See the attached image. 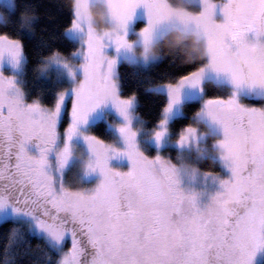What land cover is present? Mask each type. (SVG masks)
I'll list each match as a JSON object with an SVG mask.
<instances>
[{"label": "snow or ice", "instance_id": "1", "mask_svg": "<svg viewBox=\"0 0 264 264\" xmlns=\"http://www.w3.org/2000/svg\"><path fill=\"white\" fill-rule=\"evenodd\" d=\"M158 2L167 6V0H135L129 19L142 5L151 25L157 18ZM201 4L198 12L181 11L219 34L210 57L213 63L248 41L255 46L264 40V0H251L250 12L239 18L232 17L228 5L219 0H201ZM218 11L224 17L222 22L214 19ZM71 28L86 30L87 35L80 65L83 78L70 97L68 90H63L52 106L38 99L28 102L15 77L0 71V209L11 207L15 213L25 214L57 243L70 237V246L62 250L57 264H252L257 250L264 248V152H241L228 164L231 174L227 178L206 173L218 180L219 186L212 199L202 203L203 193L182 187L178 169L170 160L160 154L149 157L138 147L129 113L132 98L118 94L112 78L116 57L104 52L108 43L117 50L126 46L127 32L100 34L79 13ZM5 56L14 66L20 63L23 46L19 39L0 35V61ZM203 71L199 65L167 83L165 112L179 99L185 85L201 84ZM104 96L111 98L125 118L119 125L124 148L80 130ZM66 100L71 102L70 114L63 128V143L58 145ZM205 106L222 123L225 144L234 132H244L256 111L242 104L236 92L209 97ZM159 125L154 131L157 142L168 130L166 119ZM78 134L90 150L87 170L101 174L90 191L70 190L63 179L72 138ZM184 139L182 131L180 142ZM33 141L38 148L35 153L28 148ZM53 152L57 175L49 159ZM119 153L131 161L126 171L109 165L110 156ZM227 191L235 192L237 200L222 211L218 201ZM117 201L129 209L123 222H114L112 217Z\"/></svg>", "mask_w": 264, "mask_h": 264}, {"label": "clouds", "instance_id": "2", "mask_svg": "<svg viewBox=\"0 0 264 264\" xmlns=\"http://www.w3.org/2000/svg\"><path fill=\"white\" fill-rule=\"evenodd\" d=\"M192 2L193 0H167V6L158 2L155 21L149 25L147 18V23L136 30L134 38L129 39V25L133 18L129 19V15L132 13L135 0H69L73 15L79 13L84 22L96 32L110 35L127 32L128 43L121 48V54L125 62L130 65L142 63L147 66L168 55L172 56L173 59L179 57L181 63L203 61L200 64L204 69L202 78L206 73L212 72L231 86L232 93L236 92L238 94L240 90L247 89L257 95L264 94V40L255 44V46H252V42L248 41L234 49L228 56L219 58L213 63L210 57L217 46L219 34L211 33L204 22L182 14L181 10L195 12L189 7ZM219 3L227 4L229 13L234 18L242 17L251 10V0H219ZM4 16H6V13L0 8V17ZM214 19L222 22L224 17L217 19V16H215ZM63 59L65 58L59 55L53 60ZM115 66L112 71V78L117 84ZM161 86L167 88V83L161 82L158 86H150L147 91H159ZM180 99L181 94L172 108L168 112L164 111L163 119L169 120L174 105ZM103 100L104 102L101 104L108 101L112 102L108 96H104ZM246 106L256 109L251 116V123L243 133L234 132L227 144L223 142L225 132L222 123L218 118H214L205 106V102L193 113L190 123L182 129L185 132L184 141L180 142L182 131L174 139L179 148L188 149L194 153L195 160L185 156L180 158L179 164H176L167 158L176 166L180 176L183 172L195 179L197 176L211 173L210 169L202 170L196 161L208 159L210 163H215L218 160L221 165L228 168V164L237 158L241 152H247L249 155L264 152V105ZM130 115L132 118L131 113ZM201 125L205 127L202 129ZM166 127L168 130L162 138L167 136L170 131L167 125ZM213 129L218 131L219 134L217 135ZM135 130L138 131V129ZM87 134L94 135L90 132ZM209 136L214 137L211 145L207 143V137ZM76 149L77 146L71 142L70 158L74 155L82 156V153L77 152ZM90 155L89 152L88 156L83 157L82 168L85 174L89 173L86 165ZM79 182V177L74 176L73 180L65 185L73 191H90L96 186L91 188L71 186L72 183L79 184ZM213 195L214 192L209 193L210 200ZM236 200L237 194L227 191L224 193L223 198L218 201V206L223 211L234 206ZM128 212L129 209L124 206L122 201L115 202L112 207L114 222L126 220Z\"/></svg>", "mask_w": 264, "mask_h": 264}, {"label": "trees", "instance_id": "3", "mask_svg": "<svg viewBox=\"0 0 264 264\" xmlns=\"http://www.w3.org/2000/svg\"><path fill=\"white\" fill-rule=\"evenodd\" d=\"M191 9L198 6L190 4ZM6 16L0 19V35H7L12 39H19L23 46L24 60V91L26 99H38L47 106L54 105L58 93L65 84L53 72H41L40 68L47 60L59 53L66 58L76 56L77 42L67 34L74 15L69 0H14V7L8 8L0 4ZM138 23L137 26H141ZM77 71L79 72V60ZM203 61L196 63H181L180 58L164 56L156 63L145 67L130 65L124 61L118 65L119 93L123 97L136 98V111L146 129H153L162 118V112L167 105V97L159 91H147L150 86L161 82L175 81L188 71H194ZM204 94L207 97L228 96L229 88L207 79L204 82ZM70 100L61 118V136L63 128L67 126ZM184 114L175 117L170 123L173 135L189 124L193 113L201 107L198 101H185L182 105ZM112 119L111 115H108ZM205 126L201 125L203 129ZM90 130L106 141H114L116 137L107 126L105 120H100L90 127ZM60 136V139H61ZM214 137L210 136L212 141ZM58 145L60 141L58 140ZM53 167L55 153L49 154ZM202 170L223 174V166L217 160L210 163L208 159L199 161ZM79 177L80 182L72 183V187L91 188L92 182L81 176L78 164L71 166L64 175L65 184ZM65 248L70 246V240L65 242ZM262 249V250H261ZM60 250L44 235L33 228L26 218H8L0 222V264H57ZM252 264H264V248L257 250Z\"/></svg>", "mask_w": 264, "mask_h": 264}, {"label": "rangeland", "instance_id": "4", "mask_svg": "<svg viewBox=\"0 0 264 264\" xmlns=\"http://www.w3.org/2000/svg\"><path fill=\"white\" fill-rule=\"evenodd\" d=\"M0 4L6 6L8 8H13L14 7V0H0ZM191 4L198 6V9H196V10L192 9L193 11L198 12L202 8L201 0H193V2ZM220 18H222V15L218 11L217 12V19H220ZM0 19H2V17H0ZM141 22H142V25L137 26V24L141 23ZM146 23H147L146 9L142 5L138 6L134 12L132 20L130 21L128 38L129 39L134 38L136 30L142 28ZM67 34L71 38H73L79 46L77 54H75L76 56H74L70 59L63 56L65 58L63 60H53V58L51 57L49 60H47L45 65L40 68V71L41 72H53V73H55V76L58 78V80H60L62 83L65 84V87L63 90H68V97H70L72 95V89L83 78V71H82V68L80 67V65L84 61L83 49L86 48L85 40H86L87 33H86V30L77 31V30L72 29L70 27L67 30ZM104 52L108 56H115L116 57L117 63L115 66V71H116L115 79H117L118 65L122 61L125 62V60L121 54L122 50L121 49L117 50L114 44L108 43V46L104 49ZM24 60H25V56L23 53V57H22L20 63L18 65L14 66L10 62L9 58L7 56H5L4 59L2 61H0V71H3L6 75L14 76L16 84L19 85V87L22 89V91L24 93L25 100L28 102H31L33 100L26 99V95H25V91H24V87H23L24 86V79H23ZM77 60H79V72L77 71V67H78V64L76 62ZM135 65L138 67H145V65H143L142 63H137ZM69 68H71V72H70ZM207 79H210L212 81H216L215 82L216 84L228 87L229 88V95L232 94L231 86L226 81H223L220 77H217L216 74L212 73V72L205 74V76L201 80L200 85H197V86L185 85L181 89V99L178 103H176L174 105V107L172 109L171 117L167 121V126L170 129V131L168 132L167 136L162 138L159 142H157L155 135H154V131L159 127V123L153 129H150V130L146 129L143 125V121H142L141 117L138 115V113L136 111V104H137L136 98L134 96H130L132 98V104L129 108V112L132 114L131 127L134 129H138L137 136H136L137 144H138V147L146 155H148L149 157H155L157 154H160L161 156L170 159L171 161H173L176 164H179L180 158L185 157V156L189 159L195 160V154L194 153H192L188 149H181L177 146L174 138H176L180 134L181 131L175 137L173 135L172 130H171L170 123L172 122V120L175 117L184 114V110H183L182 105L185 101H191V100L198 101L200 103V105L202 106V104L205 102V100L207 98H209L204 94V86H203L204 82ZM117 81H118V79H117ZM158 85H160V84H156L153 86H158ZM117 88H118V94L121 97H123L119 93L118 83H117ZM159 92H162L166 95L167 104H168L169 95H168L167 88L161 86ZM237 95H238L239 101L242 104L258 105V106L264 105V94L257 95L256 93L250 92L247 89H242V90H240V92ZM133 97H134V99H133ZM124 98H129V97H124ZM68 101L69 100H66V102H65V107L62 110V114L64 113V111L66 109ZM166 106H165V108H166ZM70 108H71V104L69 107L68 116L70 114ZM164 109L162 112V118L161 119H163ZM108 115H111L112 119H109ZM100 120L106 121L108 128L110 130H112V132L114 133V136L116 137V139L114 141H106V140L102 139L101 137H99L98 135L94 134L90 130V127ZM125 122L126 121H125L124 116L119 113V111L117 110V108L114 106V104L111 101H108L105 104L98 105L92 112H90L88 115L87 121L85 123L81 124L79 127H80L81 132H84V133L90 132V133L94 134L95 136L99 137L100 139H102L103 141H105L107 143H112L118 148H124L125 142H124L123 136L118 131V126L125 123ZM213 130L216 131L215 129H213ZM216 134L217 135L219 134L218 131H216ZM209 137H207V143L209 145H211V140H209ZM63 138L64 137H63V133H62L61 139H59L60 145H62V143H63ZM72 143H74L77 146L76 151L82 153V156L78 157V156L74 155L73 157L70 158L68 164L65 166V169L63 171V179H64V175L67 172V170L71 166H73L74 164H78L80 167L81 176L85 180L91 181L92 182L91 187H94L99 182V180L101 179V174L99 173L98 170L85 174V172L82 168L83 157L88 156L89 152H90V150L87 147V143L84 140L83 136L79 135V134L72 138ZM28 148H29V151H31L33 153L38 151V148H37L35 141L30 143L28 145ZM50 160L52 161V159H50ZM196 162L199 164V161H196ZM54 165H55V161H54ZM109 165L113 168H119L123 171H126L131 167V161L126 154L119 153L115 156H110ZM223 171H224L223 174L217 173L219 178H227L228 176H230L231 172H230L229 168H226L223 166ZM211 173H213V172H211ZM53 174L57 175L55 167H53ZM213 174H216V173H213ZM180 178H181V186L182 187L195 189V190L203 193L201 196L202 203L207 202V200L209 198V193L214 192L219 186L218 180H214L211 175H208V176L200 175V176H197L195 179H193L188 174L182 172ZM23 217L28 219L31 222L29 217H27L23 213H15L11 207H8L5 209H0V222L3 220H6L8 218H23ZM33 228L38 233L47 237L60 250V255H61L62 250L66 249L64 245H65V242L67 240H70V237L66 236L65 240L63 242L57 243L56 241L52 240L45 232H43L42 230H39L34 225H33ZM258 251H259V249H258Z\"/></svg>", "mask_w": 264, "mask_h": 264}]
</instances>
